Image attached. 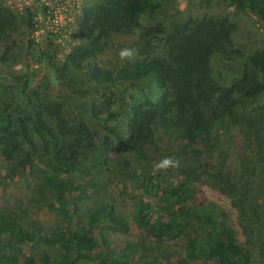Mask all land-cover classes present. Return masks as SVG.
<instances>
[{
	"label": "trees",
	"instance_id": "1",
	"mask_svg": "<svg viewBox=\"0 0 264 264\" xmlns=\"http://www.w3.org/2000/svg\"><path fill=\"white\" fill-rule=\"evenodd\" d=\"M36 1L47 13L48 6ZM101 1L97 11H87L81 21L78 31L83 45L71 52L63 65H58L55 56L48 58L52 71L61 79H68L75 88L82 81L85 89L81 97L69 104L65 95L41 100L31 91L30 73L15 76L11 84H0V154L12 166L20 164L21 157L40 155L46 186L42 198L61 217L55 229L30 230L0 211V244L5 238L13 242L0 245V264H128L115 255L109 241L98 240L94 228L96 222L107 220L115 234H128L126 217L115 206L103 203L93 210L88 225L83 224L80 201L98 196L91 179L95 170L109 162L119 164L125 154L129 156L125 169L133 172L139 163L149 162L144 155L151 143L161 147L164 142L175 145L165 151L158 147L159 157L186 161L180 170L185 180L163 188L160 172L147 175L135 168L139 172L131 175L130 182L142 194L157 197L154 205L147 197L135 196L133 219L137 227L161 241L185 235L184 260L188 263L253 264L255 249L264 251V105L246 113L239 111L243 101H255L264 94V49L250 57L249 69L237 83L224 87L212 77L210 59L223 44L219 37L226 43L230 34L216 27L169 34L144 30L135 62L117 71L107 70L96 62L97 50L111 34L133 33L144 5L141 0ZM228 1L237 9L252 11L264 22V0ZM145 3L152 6L150 0ZM101 18L103 26L95 30ZM15 22L11 9L0 2V40ZM30 28L32 33L36 29L34 18ZM160 34L166 35L163 50L148 40ZM231 118L245 126L250 144L244 162L235 169L222 147L224 140L219 141L222 135H217L218 121ZM188 149L192 150L190 159L183 151ZM199 149L211 160L208 168L193 160ZM159 161L157 158L148 165L154 169ZM68 169H79L86 177L76 183L68 178ZM198 175L231 201L243 234L256 242L255 247L239 241L238 231L224 210L214 215L204 202L196 201L198 188L190 180ZM25 245L61 251L56 256L47 251L22 256L11 253L15 246Z\"/></svg>",
	"mask_w": 264,
	"mask_h": 264
},
{
	"label": "rangeland",
	"instance_id": "2",
	"mask_svg": "<svg viewBox=\"0 0 264 264\" xmlns=\"http://www.w3.org/2000/svg\"><path fill=\"white\" fill-rule=\"evenodd\" d=\"M141 1L144 10L138 18V27L133 29L135 31L111 34L107 41H104V45L97 50L96 62L104 69L117 71L124 68L127 63L135 62L140 51L139 44L143 42L140 36L145 33L144 30H165L164 33L169 34V31L174 30L189 29L195 32L196 30L208 31L211 29L209 27H216L221 29V32L230 34V41L226 43L222 41V37H219L218 41L223 44L217 47L210 59L212 77L224 87L237 83L244 72L248 71L250 57L264 49V22L252 11L237 9L228 0H150L152 6L145 3L146 0ZM0 2L9 7L16 18L11 32L0 40V84H11L15 76L30 73L33 74L31 91L41 100L50 101L56 96L65 95L69 99L67 100L69 104L73 98L81 97L82 90L85 89L82 81L75 88L68 79H61L52 71L48 58L55 56L58 65H63L66 57L83 45V39L78 31L81 21L87 11H97L102 1L42 0V3L49 8L47 13H43L41 3H37L36 0H0ZM31 18H34L36 23L33 33L30 28ZM102 18L100 22H97L95 30H101ZM165 36L164 34L152 35L148 40L154 47L163 50L166 43ZM30 40H34L33 45ZM181 45L182 42L178 43V46ZM124 48L136 51L132 61L121 60L119 52ZM122 88L125 89V87ZM261 105H264V94L255 101H243L239 112H250ZM217 135H222L219 141L224 140L222 147L228 161L232 162V168L235 169L244 162L248 146H250L245 126L236 123L233 118L226 119L224 122L219 120ZM36 140L43 148L41 138L36 136ZM174 145H167L164 142L159 147L151 143L144 155V159L147 158L149 162H141L137 165L139 167L135 168L147 175L148 172L149 175L158 174L148 164L152 160L157 158L161 160L165 157L162 155L159 157L158 147L161 151H165L170 146L173 149ZM183 151L186 153V159H190L192 150ZM163 153L166 152H161ZM193 155H195L193 160L198 159L200 164L208 168L207 163L211 160L205 157L207 155L203 149H199ZM39 158L38 153L32 157H21L18 159L21 163L12 166L0 154V211L6 217L18 220L26 229L52 230L59 226L61 217L55 208L42 198L46 186L44 170L41 169ZM44 158L50 160V155L44 153ZM178 159L181 162L178 169L160 171L158 178L163 188L172 187L179 181L185 180L180 170L187 162L182 161L181 158ZM128 161L129 156L123 154L118 160L119 164L109 162L110 164L93 172L91 179L97 185L98 196L89 201H80L83 224L88 225L94 209L107 203L115 206L126 217L130 224V232L115 234L110 229V223L107 220H101L94 225L96 237L98 240L109 241L115 255L127 260L128 264H217L212 261L186 262L184 260L187 247L185 235L161 241L147 235L137 227L133 219L135 196L147 197L154 205L157 204V197L142 194L130 182L131 175L137 170L134 168L133 172L127 171L125 165ZM67 173L68 178L76 183L86 177L79 169H68ZM190 182L198 188L196 201L204 202L214 215L224 210L230 223L238 231L239 241L248 248L255 247L256 242L251 239L249 241L243 234L238 224V213L232 208L231 201L214 186L208 184L207 179L202 175L194 176L193 181L190 180ZM197 232L199 233L200 230L196 228ZM7 244L13 245L10 238H5L0 245ZM16 247L11 250L14 256L37 254L42 251L56 256L61 251L60 248L29 245ZM255 251L253 264H264V251L259 248ZM81 264L98 263L85 261Z\"/></svg>",
	"mask_w": 264,
	"mask_h": 264
},
{
	"label": "clouds",
	"instance_id": "3",
	"mask_svg": "<svg viewBox=\"0 0 264 264\" xmlns=\"http://www.w3.org/2000/svg\"><path fill=\"white\" fill-rule=\"evenodd\" d=\"M136 55V51L130 48L121 49L119 56L121 60L132 61ZM181 166V162L178 158L173 156H167L162 158L158 163H156L153 171H168L169 169H178Z\"/></svg>",
	"mask_w": 264,
	"mask_h": 264
}]
</instances>
